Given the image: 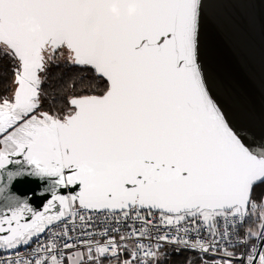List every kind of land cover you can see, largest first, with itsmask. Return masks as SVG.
<instances>
[{"label": "snow or ice", "instance_id": "snow-or-ice-1", "mask_svg": "<svg viewBox=\"0 0 264 264\" xmlns=\"http://www.w3.org/2000/svg\"><path fill=\"white\" fill-rule=\"evenodd\" d=\"M215 2L0 0V264H159L162 243L264 264V145L202 65ZM26 177L48 185L43 211L14 191Z\"/></svg>", "mask_w": 264, "mask_h": 264}, {"label": "water", "instance_id": "water-1", "mask_svg": "<svg viewBox=\"0 0 264 264\" xmlns=\"http://www.w3.org/2000/svg\"><path fill=\"white\" fill-rule=\"evenodd\" d=\"M210 16L203 29L202 65L215 95L257 148L264 145V0H216ZM47 187L43 180L26 177L14 191L43 211L51 199Z\"/></svg>", "mask_w": 264, "mask_h": 264}, {"label": "trees", "instance_id": "trees-1", "mask_svg": "<svg viewBox=\"0 0 264 264\" xmlns=\"http://www.w3.org/2000/svg\"><path fill=\"white\" fill-rule=\"evenodd\" d=\"M67 73V75H64ZM72 74L68 72L67 69H63L57 72L54 76H52L47 85L46 90L48 93V103L51 104L56 102L58 106H62L63 97L68 94L71 90L67 86L68 79ZM63 76V79L61 78ZM8 81V77H5V84ZM47 106V105H46ZM256 220L254 216L248 220L245 225L242 226L241 232H246L249 228H254L256 224ZM256 242L255 238L252 239L249 243ZM181 251V252H180ZM160 261V259H159ZM198 259L196 255L187 250H179V253L175 255L172 259H170V264H197Z\"/></svg>", "mask_w": 264, "mask_h": 264}, {"label": "built area", "instance_id": "built-area-1", "mask_svg": "<svg viewBox=\"0 0 264 264\" xmlns=\"http://www.w3.org/2000/svg\"><path fill=\"white\" fill-rule=\"evenodd\" d=\"M94 219H97V218L94 217ZM97 224H100V219H97ZM243 225H245V223H244ZM243 225H238L236 230L239 231V232H241V228H242ZM221 227H223V225H221ZM97 230H99V229H97ZM54 231H55V232H60V231H62V228H61V227H57L56 229H54ZM125 231H126V229L121 228V233H122V234H123ZM241 233H242V232H241ZM69 234L72 235V236H74V237H75V236H78V235H79V229H78L76 232H71V231H70ZM202 235H203L205 238L207 237V233H203ZM51 236H52V233H49V234H47V235H43V236H41V238H40V242H41V243H47L48 240L51 238ZM99 238H100V237H97V239H99ZM240 238L242 239L243 237H240ZM145 242L147 243V241H145ZM60 243L62 244L63 241L61 240ZM235 243H236V241H235V239H233V244L235 245ZM37 246H38L37 244H33L31 248H28V249L22 250V254L27 255L28 253H31L32 250H33L34 248H36ZM167 246L172 247V248H175V249H178V250H188V251H190V252H192V253H194V254L196 255V257H197V259H198L199 262L201 261V256H202V254L199 253L198 251H193V250H190V249H185V248H183V247L177 248L175 245H173V244H167V243H162V247H161V249H162L163 247H167ZM225 246H228L227 243H225ZM256 246H257V245H256ZM230 250H231V248H230ZM236 250H237V254H238V256H239V254H240V252H241V246H240V245H236ZM160 251H161V250H160ZM203 259H204V260H207L208 257H207V256H203Z\"/></svg>", "mask_w": 264, "mask_h": 264}, {"label": "rangeland", "instance_id": "rangeland-1", "mask_svg": "<svg viewBox=\"0 0 264 264\" xmlns=\"http://www.w3.org/2000/svg\"><path fill=\"white\" fill-rule=\"evenodd\" d=\"M254 219L257 221L255 224V227L253 228V230L255 231L258 227L259 224V220L257 218V216L254 215ZM248 230V229H247ZM259 241H256V245L258 244ZM188 251V250H187ZM181 252V251H180ZM179 253L178 249L172 248V247H163L160 251V256H159V264H170V259H172L175 255H177ZM197 264H200V262L198 261Z\"/></svg>", "mask_w": 264, "mask_h": 264}]
</instances>
